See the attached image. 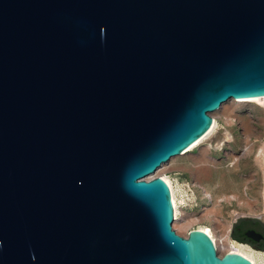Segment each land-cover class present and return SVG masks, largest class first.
Returning a JSON list of instances; mask_svg holds the SVG:
<instances>
[{"label": "water", "instance_id": "water-1", "mask_svg": "<svg viewBox=\"0 0 264 264\" xmlns=\"http://www.w3.org/2000/svg\"><path fill=\"white\" fill-rule=\"evenodd\" d=\"M255 95L264 0H0V264H254L147 176Z\"/></svg>", "mask_w": 264, "mask_h": 264}, {"label": "rangeland", "instance_id": "rangeland-1", "mask_svg": "<svg viewBox=\"0 0 264 264\" xmlns=\"http://www.w3.org/2000/svg\"><path fill=\"white\" fill-rule=\"evenodd\" d=\"M241 110L244 116L247 114L249 107H243ZM252 110L264 115V106L262 105L254 107ZM213 117L215 118L214 115ZM217 121L216 128L203 141V144L211 145L220 160L217 167L213 170L212 176L203 180L206 189L213 193V199L205 196L206 193L194 186V180L189 171L174 168L160 171L161 175L169 176L172 179L177 197L183 198L179 217H182L183 212L188 214L201 213L205 208L216 207L220 209L219 216L223 221L233 220L236 213L239 214L237 218L245 216L264 218V169L257 162V158H260L261 164L264 165V153L259 155L261 148L264 146V125L255 123L260 128L258 130L259 135H252L249 139V143L254 146L253 155L242 159L241 168L238 170H230L232 160L226 156L225 151L230 149V145L237 150V153L242 150L246 144L244 141L245 128L241 121H236L231 126L227 125L221 117H217ZM228 128L233 131L235 136L230 141L226 138ZM256 171L261 174V177L252 182L248 179V176ZM229 197L232 200H228L227 198ZM234 222L232 223L233 225ZM200 224L213 227L215 222L213 219L206 218L193 223L188 229L177 231L187 235L191 229ZM232 227L231 237L237 241L232 235ZM254 249L264 254V250L255 247ZM260 264H264L263 258H260Z\"/></svg>", "mask_w": 264, "mask_h": 264}, {"label": "bare ground", "instance_id": "bare-ground-1", "mask_svg": "<svg viewBox=\"0 0 264 264\" xmlns=\"http://www.w3.org/2000/svg\"><path fill=\"white\" fill-rule=\"evenodd\" d=\"M259 105L264 106V95H255L240 98L230 97L228 100L224 101L218 109L212 112V114L215 116V118L213 119V124L202 136L188 145L181 153L174 155L169 161L164 162L156 169L154 173L150 175H161L160 171L172 168L187 170L190 172L194 180V186L206 193L205 196L213 199V193L206 189L203 180L212 176L213 170L217 167V164L220 162V160L214 153L211 145H205L203 144V141L216 128L218 122L217 117H221L222 119H224L226 124L230 126L236 121H241L242 125L245 128V146L239 153H237V150L231 145L230 149L225 151L226 156L232 160V167L230 168V170H238L239 168H241L242 159L251 157L254 153V146L249 143V139L252 135H259L258 130H260V128L256 126L255 123L264 125V115H261L255 110H252L254 109V107H257ZM246 106L249 107V110L247 114L243 116V111L241 109ZM226 138L229 141L235 138L233 131L229 128L226 131ZM263 153L264 146L261 148L259 155H262ZM257 162L259 166L264 169V165L261 164L260 158H257ZM150 175H148L147 177H151ZM162 176L166 179L171 187L175 215L173 225L177 230L188 229L193 223L206 218L213 219V221L215 222L213 227L206 224H200L194 228L206 231L214 240L220 254H224L226 252L240 253L251 259L254 264H260V258L264 259L263 252L254 249L248 244L238 242L231 237V227L233 225L232 223L234 222V220H236L239 214L236 213V215L233 217V220L231 221H223L219 216L220 209L214 207L205 208L201 213L188 214L186 212H183V215L180 218L179 210L180 205L183 202V198L177 197L176 188L172 179L166 175ZM260 177L261 174L256 171L251 173L248 176V179L252 182H255ZM227 199L232 200L231 197Z\"/></svg>", "mask_w": 264, "mask_h": 264}, {"label": "flooded vegetation", "instance_id": "flooded-vegetation-1", "mask_svg": "<svg viewBox=\"0 0 264 264\" xmlns=\"http://www.w3.org/2000/svg\"><path fill=\"white\" fill-rule=\"evenodd\" d=\"M232 231H233V227H232ZM234 238H235V237H234ZM235 239H236V238H235ZM237 241H238V242H241V243L248 244V245H250L251 247H253L248 241H245V242H244V241H240V240H238V239H237ZM253 248H254V247H253ZM255 248H256V247H255ZM257 249H261V248H257ZM261 250H264V249H261Z\"/></svg>", "mask_w": 264, "mask_h": 264}]
</instances>
